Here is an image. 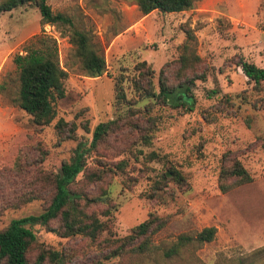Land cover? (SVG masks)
<instances>
[{
	"label": "rangeland",
	"instance_id": "rangeland-1",
	"mask_svg": "<svg viewBox=\"0 0 264 264\" xmlns=\"http://www.w3.org/2000/svg\"><path fill=\"white\" fill-rule=\"evenodd\" d=\"M47 2L54 12L69 16L75 28L89 33L105 57L106 69L97 77L85 75L73 55L69 27L41 25L37 8L20 6L1 13L0 169L13 168L23 151L30 164L24 176L31 178L42 148L45 157L38 162L39 167L46 173H57L61 163L71 159L78 142L89 146L99 122L119 119V114L125 113L128 104L119 111L115 103L117 79H122L127 99H133L136 93L130 83L133 76L140 75V62L145 61L154 71L155 85L159 70L166 64L172 67L170 63L177 59L185 39L182 24L188 23L195 31L205 74L204 79L190 85L187 97L191 105L152 104L144 112L147 99L139 100L134 106L142 112H136L133 119L149 129L150 144H143L136 134L127 136L130 128L120 118V132L109 134L88 154L76 186L114 205L113 231L117 237L128 234L152 211L171 216L165 229L155 236L156 243L173 240L181 232L216 228L213 241L168 264H264V151L260 147L264 81H248L238 66L243 59L264 68V0H194L188 10L147 14L140 12L136 0ZM40 34L56 40L59 61L67 70L65 97L55 102L56 117L43 128L33 126L29 115L14 103L19 82L13 57L24 53V46ZM60 118L75 124L74 138L57 132L55 123ZM230 149L237 152L253 178L222 193L217 185L219 166L222 154ZM151 151L164 155L187 180L183 189L169 185L174 199L167 204L146 197L163 170L162 162L146 160ZM121 159L127 162L123 172L114 167ZM99 171H105L102 181L86 179V173ZM19 181L20 177L16 182L20 190L27 188ZM36 189L33 193L38 198L31 201L18 202L17 206L3 202L0 229L12 219L42 212L49 188L39 184ZM105 206L99 202L95 208ZM32 230L36 243L42 246L62 249L72 244L77 248L70 264H82L91 255L79 245L89 243L85 239L63 238L40 225Z\"/></svg>",
	"mask_w": 264,
	"mask_h": 264
},
{
	"label": "trees",
	"instance_id": "trees-1",
	"mask_svg": "<svg viewBox=\"0 0 264 264\" xmlns=\"http://www.w3.org/2000/svg\"><path fill=\"white\" fill-rule=\"evenodd\" d=\"M142 14L153 10L161 12H180L193 7L194 0H136ZM20 6H33L40 13V24L68 26L69 42L73 55L83 73L90 77L100 76L106 69V61L102 52L97 50L87 31L73 26L72 19L64 13L54 12L47 0H0V14L9 12ZM185 39L179 47L177 59L159 70L157 84L152 81L153 70L145 61L138 64L140 75L131 78V87L136 93L133 99H127L122 79L114 84L115 103L117 109L128 104L124 114L119 117L130 128L127 136L139 137L148 145L151 142L149 129L137 123L133 116L142 110L134 105L139 100L147 99L142 107L144 112L150 110L152 104L178 107L191 105L190 85L196 79H204L202 60L197 53V37L188 23L182 24ZM18 73V92L14 103L25 111L33 126L43 128L56 117L55 102L65 97L64 81L67 70L59 61L56 40L40 34L24 46V53L13 57ZM248 81L259 84L264 81V68L252 62L239 60ZM173 75L176 78L173 79ZM188 93V94H187ZM191 107V106H189ZM120 118L99 122L93 129L89 146L78 142L73 156L61 163L57 173H46L38 162L44 160L45 152L39 149L40 159L33 168V175L27 178V156L23 151L17 156L13 168L0 169V206H17L38 198L36 186L43 184L49 188V196L45 199L42 212L12 219L7 226L0 229V264H70L74 246L62 249L42 246L36 243L32 227L40 225L48 231L55 232L63 238L85 239L89 243H79L91 255L82 264H168L174 259H181L185 252H193L205 243L214 240L216 228L205 226L200 230L179 233L173 240L154 241L155 236L165 229L170 215H161L155 211L137 225L131 227L128 234L117 237L113 231L114 205L103 201L102 196L91 195L76 186V178L85 171L88 154L99 144L107 140L112 132H120ZM57 132L65 138H74L76 126L63 119L55 123ZM89 132L87 126L83 127ZM67 132L65 135L64 133ZM260 147L264 151V136L260 137ZM147 161L163 163V170L151 183L146 197L167 204L174 199V192L169 185L183 189L187 180L183 172L164 155L151 151L145 155ZM114 167L123 172L127 167L124 159L117 161ZM112 168L109 167L108 170ZM89 172L85 177L92 183L103 180V173ZM20 177L21 190L13 177ZM252 176L243 165L235 150H227L221 156L217 185L222 193L252 181ZM12 181V182H11ZM30 186V187H29ZM31 192V193H30ZM105 195V194H104ZM19 202V203H18ZM99 202L106 203L104 208H95ZM77 245V244H76ZM90 248V249H89ZM32 251L34 253H32ZM77 252V251H76Z\"/></svg>",
	"mask_w": 264,
	"mask_h": 264
}]
</instances>
